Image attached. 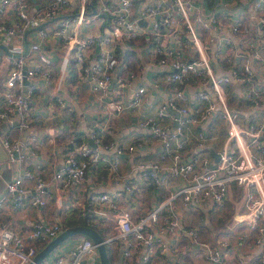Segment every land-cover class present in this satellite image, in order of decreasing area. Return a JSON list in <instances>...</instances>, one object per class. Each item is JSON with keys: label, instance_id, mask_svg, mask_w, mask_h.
I'll return each mask as SVG.
<instances>
[{"label": "built area", "instance_id": "2783aa9c", "mask_svg": "<svg viewBox=\"0 0 264 264\" xmlns=\"http://www.w3.org/2000/svg\"><path fill=\"white\" fill-rule=\"evenodd\" d=\"M32 1L36 0L0 1V44L7 45L11 52L0 57V123L14 125L17 129L14 138L4 135L0 144L9 162L19 167L17 175L6 181L0 212L9 197L14 198L16 208L24 206V197H29L36 206H48L56 197L59 207L69 206L89 213L88 225L105 229V241L116 245L120 264H166L169 257L172 260L177 257L179 264H202L195 257L190 259L185 255L181 257L183 261L178 258L179 237L184 233L192 238L199 236V229L186 225L181 218L179 205L186 210H221L231 199L232 186L236 185L241 193L235 202L234 215L227 221L228 227L234 229L239 242L258 246L261 253L257 258L228 257L232 241L226 238L218 245L204 242L206 257L212 264H264V121L248 126L240 124L238 114L229 107L225 91V85L253 77L252 61L264 66V37L251 44L253 49L246 54L241 67L232 69L230 75L218 74L199 27L211 31L215 23L224 26L229 23L230 15L218 18L211 14L205 18L196 0H153L139 10L134 7L136 0H48L34 6ZM89 7L93 8L91 12ZM253 8L259 21L264 23V0H254ZM64 13L69 14L60 18ZM158 15L162 16V22ZM51 21L57 22L56 25L44 27ZM88 24H94L92 29ZM231 26L232 32L225 41L234 51L237 33L249 29H241L239 20ZM36 27L31 31L35 33L34 41L26 52V48L15 42V37L23 38L28 30ZM183 30L186 41L182 45L168 43L167 37L178 36ZM50 35L63 39V70L90 78L92 92L102 100L113 94L114 119L127 108L148 101L145 86L138 85L129 99L124 93H112L113 80L121 87H130L139 76L134 66L142 67L134 61L131 66L119 65L116 47L120 42L140 46L146 63L168 67L167 79L172 86L158 114L176 112V128L163 126L154 118L139 123L143 131L150 133V142L162 145L158 160H139L146 142L133 138L123 144L115 136L116 130L111 128L112 120L108 118L96 122L89 131V139L82 138L76 143L71 139L73 146L60 154L54 149L51 165L37 162L43 135L35 128L37 119L31 116V100L40 89L39 79L49 82L53 79L54 58L46 44ZM243 41L245 39H241ZM97 46L99 51L93 57ZM214 55L219 64L221 49L215 50ZM29 63L31 67L27 66ZM191 78L198 85L193 95L187 94L183 87ZM57 82L58 79L52 100L65 108L68 96L66 92L61 94L62 86ZM247 97L252 104H261L258 90L248 91ZM214 115L228 124V139L218 152L217 161L212 163L210 157L201 153L186 158L188 127H198L194 147L203 149L211 133L202 125ZM54 124L50 118L44 133L53 147ZM126 156L134 159L130 170L136 178L134 182L125 179L120 171ZM100 167L107 171L98 177L96 171ZM140 181L159 191L170 188L169 195L157 206L148 207L142 200ZM94 184L101 185L93 189ZM67 197L70 200L64 204ZM106 223L110 230L105 227ZM63 228L56 219L37 220L17 230L9 225L0 226V264H29ZM98 257L94 240L81 235L74 247L59 251L52 260L45 258L38 264H95Z\"/></svg>", "mask_w": 264, "mask_h": 264}, {"label": "crops", "instance_id": "0c3cea01", "mask_svg": "<svg viewBox=\"0 0 264 264\" xmlns=\"http://www.w3.org/2000/svg\"><path fill=\"white\" fill-rule=\"evenodd\" d=\"M46 1L48 0L32 1V6L36 4H43ZM152 1L153 0H136L134 7L136 10H139L140 7ZM196 2L201 5V8L203 9V16L205 18H208L211 14L217 15L218 18L226 14L230 15L229 23L224 26L221 23H215L211 31H206L199 25V30L205 35L208 42V52L217 73L221 74L222 72H225L226 75H230L232 69H238V67H241L240 64L242 60L245 59L246 54L251 53L253 49L251 44L258 43V38L264 37V23L259 21L257 12L253 8L254 0H196ZM68 14L69 13H64L60 16V18H66ZM157 18L160 22H162V16L158 15ZM235 20H239L241 22V29L248 27L249 31L244 30L237 33V37L233 43L234 51H231L228 47V43L225 41V37L232 32L231 24L234 23ZM15 22L16 21L14 20L12 21L13 24ZM56 23L57 22L51 21L49 23H45L44 27H51L56 25ZM88 25L92 29L94 24ZM93 30L98 31V29L95 28H93ZM163 31H167L165 26L163 27ZM34 36L35 33H28L27 39L29 44L34 41ZM241 39H245V41L241 42ZM25 40V35L23 38L18 35L15 37V42L24 48H26ZM167 40L168 43L173 46H180L186 41V32L183 30L178 36L172 34L171 38L167 37ZM46 44L52 54V57L54 58L55 67L53 79L50 82L39 79L40 89L37 91V95L31 100V116H34L37 119L35 121V128L43 135V137L40 138L43 139L39 147L40 161L38 160L37 162L51 165V154L54 149L57 154H60L69 147L73 146V144L70 143L71 139H74L75 143L82 138L89 139V131L94 127L96 122L99 120L101 121L102 119L106 120L108 118L112 120L111 128L114 131L116 130L115 136L120 138L123 144L126 145L131 140L133 141V138H138L137 140H143L146 142V146L141 152L139 160H158L162 145L150 142V133L146 130L143 131L141 127H139V123L143 119L154 118L157 119L163 126H167L172 129L176 128L175 124L177 120L175 113H168L165 116H159L158 114L161 109V105L167 101V97L172 86L171 82L167 79V75L169 73L168 67H160L146 63L144 61V56L142 55L143 49L140 46L129 41L120 42L119 46L127 51L122 54L124 56L119 55V65L126 63L131 66V62L134 61V64L139 62L138 64L142 67L138 68L137 64L135 66L133 64L134 69L136 68L139 72V76L138 80L133 82L130 87H121L116 79L113 80L112 93H124L127 96V99H129L138 85L145 86L148 101L143 103L141 106L127 108L123 114L115 117L114 119L113 113L115 105L113 94L102 100L98 95H95L92 92L90 78H82L78 76L77 72L71 73L63 70L64 68L61 66V62L65 53V48L62 37L50 35L46 39ZM219 48L221 49L222 56L219 60L220 63L218 64L214 51ZM6 52L7 51L5 49L0 48V57ZM97 53L98 52L96 50L93 57ZM252 65L254 74L252 78L248 79V81H244L242 83L233 82L231 85H225L229 107L238 114V122L245 126L260 122L262 123L264 121V66L255 61H252ZM27 66L31 67L32 63H29ZM116 75L117 73L115 72L113 75L114 78H116ZM56 79H58L57 84L60 81V85L62 86L61 94L65 95L63 92H66L68 96V105L65 108H61L59 103H55L52 100L53 87ZM187 83L188 84L183 86L186 89L185 92L189 95H193L194 93L192 92L197 91L198 89L197 81L191 78ZM253 89L259 91L261 100V104L259 105L252 104L249 97H247V92ZM191 105H193V103H191ZM190 111L192 112L193 109L191 108ZM50 118L53 120V123H55L54 127L56 136L54 147L53 143L51 145L49 142L48 136H44ZM202 127L206 128L207 131L211 133L210 139L207 140L206 146L203 149H197L194 147V138L198 127L190 125L186 132V150L188 152L186 158L191 157L193 154L201 153V155L210 157L212 163H214V154L221 150L225 141L228 139V124L226 121L217 119V116L214 115L211 119H207L206 123L203 124ZM26 132L29 133V131ZM4 135L14 138L17 135L16 127L14 125L0 123V138ZM133 162V157L126 156L122 159L120 168L121 173L125 175V179L130 178L132 182L136 181L134 175L130 173ZM0 167L3 171V179L0 180L1 198L6 193V181L17 175V172L19 171V167L17 165L9 162L1 144ZM106 171V169L100 167L99 170L96 171V174H98V177H101L104 173H106ZM140 183H142V181H140ZM98 185L101 184H94L92 188H98ZM139 189L141 190L143 197L142 200L148 207H155L160 204L163 199L169 195L170 190V188H167L163 191H159L155 189L153 185L144 183L139 185ZM232 193L239 197L241 188L236 185L232 186ZM28 198L29 197H24V206L16 208L14 207V198L9 197L6 201L5 207L0 212V226L9 225L17 230L29 227L37 220L52 221L55 219L59 220L63 224L64 220V223L68 221L66 217L68 212L71 213V210H74L73 208H69V206L59 207L56 197L48 206L32 205ZM69 200L70 199L67 197L66 201H63V203L66 204ZM231 202L232 199H230L225 206L232 207ZM224 208L225 207L222 209L224 210ZM191 210H186L179 205L178 211L186 225L195 226L199 229V236L197 238H192L188 236L187 233H184V236L181 235L179 237L178 244L180 249L178 252V258L182 261L184 259L181 257H185L186 255V257L190 259L195 257L198 260V263L212 264L206 257L203 243L212 242L213 244L218 245L217 243L227 240L226 238L232 241V247L227 254L228 257L245 255L247 256L245 258H257L261 253V249L258 246H249L242 241L239 242L238 237L234 234V229L230 226L228 227V220L234 215L233 211L229 216L226 215L224 221H221V224L218 225L216 222L212 223L210 217L208 216V212L212 209L193 208V210ZM197 216L202 219H206L207 222H209L208 227L212 230V237H210L209 240L203 237V228L194 223L195 217ZM80 237L81 235L69 237L59 244V246H57L47 256V259L52 260L55 254L59 251H67L74 247ZM115 246L112 245L110 252L111 264H120L121 258ZM224 253H226V250H224ZM163 260L165 261L164 258ZM99 261L100 260H96L95 264H99ZM165 263L179 264L177 262V257L174 260L169 257V260L165 261Z\"/></svg>", "mask_w": 264, "mask_h": 264}, {"label": "water", "instance_id": "95a60500", "mask_svg": "<svg viewBox=\"0 0 264 264\" xmlns=\"http://www.w3.org/2000/svg\"><path fill=\"white\" fill-rule=\"evenodd\" d=\"M93 10H94V12H96L95 7ZM263 27H264V25H263ZM35 29H37V27L32 28L25 33L26 52L28 51V48H29V41L27 39V35L29 32H31L32 30H35ZM0 48H3L6 51H8L9 53H11L10 50L8 49L7 45H5V44H0ZM96 50H97V52L99 51V46H97ZM26 82H28V81L26 80ZM175 125L177 126V122ZM90 141L92 144L94 143L93 140H90ZM17 154L18 153L16 151L15 155L17 156ZM214 156H215V161H217V159L219 157V153H215ZM74 235H85V236L91 237L94 240V242L97 244L100 264H110L109 253L107 250V242L105 241L104 236L101 234V232H99V230L97 228H95L92 225H88V224H78V225L68 226V227L64 228L59 233V235H57L55 238L50 240L40 251L37 252L35 257L33 258V261H31L29 264L40 263L45 258H47V256L57 246H59V244H61L63 241H65L66 239H68L69 237L74 236ZM90 260H92V259H89V261Z\"/></svg>", "mask_w": 264, "mask_h": 264}, {"label": "rangeland", "instance_id": "374dc122", "mask_svg": "<svg viewBox=\"0 0 264 264\" xmlns=\"http://www.w3.org/2000/svg\"><path fill=\"white\" fill-rule=\"evenodd\" d=\"M238 198V196H236L235 194H233L231 192V199H232V207L229 206V207H226L224 208V210H210L208 212V216L210 217L211 219V222H216L218 225L221 224V221L223 222L224 221V218L227 216L230 215V213H232V211L234 212L235 211V202H236V199ZM104 223L106 222L105 220H103ZM194 223L199 225L200 227L203 228V237H205L207 240H209L210 237H212V230L210 227H208V223L206 219H202L200 218L199 216L195 217V220H194ZM107 229L109 228L110 230V227L108 226V224L106 223V226H105ZM112 246V244H110ZM98 260H99V257H98ZM99 264H100V261H99Z\"/></svg>", "mask_w": 264, "mask_h": 264}, {"label": "trees", "instance_id": "16d2710c", "mask_svg": "<svg viewBox=\"0 0 264 264\" xmlns=\"http://www.w3.org/2000/svg\"><path fill=\"white\" fill-rule=\"evenodd\" d=\"M92 9H93L92 7H89V9H88L89 12H91ZM116 49H117V52L119 55H122L125 51H127V50L121 48L119 46V44L116 47ZM122 56H124V55H122ZM71 213L68 212V215H66L68 221L66 223H64L65 222V220H64V222H63L64 228H66L68 226L78 225V224H88L89 219H91V215L89 213H84L83 211L71 210ZM75 215H76V217H75ZM95 227L105 237V233H104L105 229L97 227V226H95ZM111 249H112L111 245L107 244V250L109 253L110 263H111V255H110Z\"/></svg>", "mask_w": 264, "mask_h": 264}]
</instances>
